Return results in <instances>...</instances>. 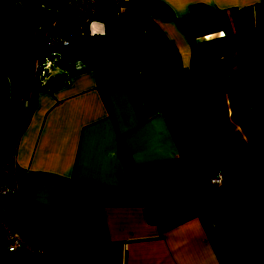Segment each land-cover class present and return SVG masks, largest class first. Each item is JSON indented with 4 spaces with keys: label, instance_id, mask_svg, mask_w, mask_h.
<instances>
[{
    "label": "crops",
    "instance_id": "0c3cea01",
    "mask_svg": "<svg viewBox=\"0 0 264 264\" xmlns=\"http://www.w3.org/2000/svg\"><path fill=\"white\" fill-rule=\"evenodd\" d=\"M257 1L129 0L112 16L114 39L143 77L160 83L156 69L184 82L155 90L159 101L144 95L123 80L102 25L91 22L101 31L97 62L58 49L44 78L61 84L37 91L27 116L19 87L25 33L35 29L34 46L28 41L41 52L47 24L60 36L69 7L0 0L8 88L0 106L9 109L0 123L12 127L20 108L25 114L18 130L0 127V185L16 188L0 195V220L19 238L8 252L0 226V264H264V150H245L228 93L205 89L246 77L241 53L256 45L246 39ZM229 25L238 27L236 40ZM158 37L179 66H158ZM216 169L223 178L214 187L207 178Z\"/></svg>",
    "mask_w": 264,
    "mask_h": 264
},
{
    "label": "trees",
    "instance_id": "16d2710c",
    "mask_svg": "<svg viewBox=\"0 0 264 264\" xmlns=\"http://www.w3.org/2000/svg\"><path fill=\"white\" fill-rule=\"evenodd\" d=\"M254 15L255 20L252 28L256 45L252 49L244 50L241 55V62L247 67L246 77L241 80L219 78L205 84V89L209 92L228 93L229 115L233 123L241 131L245 140V150L247 151L264 150V0H258L254 3ZM88 23L82 22L79 25H74L69 31H65L64 34H66V37H69V43L73 50L69 57L80 54L88 55L93 66L97 62L99 55L93 48V44L97 42L95 38L96 33L90 30ZM115 26V18H107L102 21L103 34L117 58L123 80L128 84L136 86L144 95L151 96L156 100L158 95H155L154 91L160 88L164 90L168 84L154 83L142 76L128 57L122 43L114 39L113 29ZM78 27L80 31H77ZM49 29L42 38L43 46L41 52H35L38 66H42L41 63L44 57L53 62L58 60V49L61 46L56 42L63 36L53 34ZM49 37L56 40L50 46H47L46 43ZM28 40H30L29 32L25 33L23 40L22 54L26 58L23 60L24 72L19 80L21 97H28L27 109L25 110L27 116L34 106V96L37 91L51 92L61 84L59 81H55L54 78H44V73L41 72L40 68L35 71L32 70L33 50H31ZM7 89L6 79L0 75V100L8 94ZM190 108L192 107H188L185 113L188 114ZM22 109L20 108L16 112L12 127L3 125L4 123H0V127L8 130H18L23 123L24 114H22ZM8 114L9 109L0 108V117H5ZM27 116L25 119H27Z\"/></svg>",
    "mask_w": 264,
    "mask_h": 264
},
{
    "label": "rangeland",
    "instance_id": "374dc122",
    "mask_svg": "<svg viewBox=\"0 0 264 264\" xmlns=\"http://www.w3.org/2000/svg\"><path fill=\"white\" fill-rule=\"evenodd\" d=\"M63 4L65 5V0H63ZM96 7H95V12L93 13L89 23L91 24V22H94L98 27H101L102 25V19H106L107 17L108 18H113L114 17V12H112L109 8H108V5H107V2L106 0H96ZM67 6V5H65ZM68 7V6H67ZM113 16V17H112ZM59 18V17H58ZM61 19V18H60ZM62 21L66 23L65 27H64V31H69L74 25H79L82 21V18L81 16L76 12L74 11L73 9H71L70 7L69 8H65L64 10V14H63V18H62ZM199 23H201L202 25H207L208 23V20L203 18L201 20H199ZM50 22L47 24V26H49ZM239 24L238 22L232 24V25H237ZM232 25H229V27L231 26V29L230 31L228 32L230 34V38L231 39H234L236 40V38H233V36L236 34V32L238 31V27H232ZM61 25L58 26V28L60 27ZM56 29H57V26H56ZM91 31L95 32L96 35H98L99 37H101V31L98 32L97 29H92L90 28ZM34 31V35L32 33H30L29 37L31 39V43H32V47L34 46V43H35V34H36V31L35 29L33 30ZM63 31V33H60L59 35L60 36H63V37H66V34H64L65 32ZM55 34V33H53ZM161 35V34H160ZM252 36V37H251ZM104 39V37H103ZM102 39V40H103ZM253 40L255 39V35L254 34H250L247 35V39H246V42L248 43L250 40ZM155 44L157 43H160L159 46H156V49H157V52L156 54H159V55H163L164 57H161V59L159 60L158 62V66L161 67V70L162 71H165V70H170V67H176V66H179V64L177 63V60H176V55L173 54V53H169V54H165L167 52L170 51V49L168 48H164V46L166 45V42L163 40L162 42V39H160L159 37L156 38V40L154 41ZM239 42H236L234 43V45H232V47L234 48L236 45H238ZM167 46V45H166ZM71 47V52H72V46L71 45H68V46H62L61 47V51L62 53H66L67 50ZM243 53V52H242ZM241 53V55H242ZM62 57H64L62 55ZM60 57H58L59 59ZM63 59V58H62ZM162 60H163V63H162ZM61 61H59L60 63ZM52 65V63H51ZM151 65H149L150 67ZM50 67V66H49ZM153 71V75L158 78L156 80H158V82L160 83H166V84H169V83H172V82H176L178 84H182L184 82V76H181L180 74L177 75L176 78L172 79V78H168L165 73H160L158 74L157 72H159L160 70H157L156 69H151ZM171 76V75H170ZM154 77V78H155ZM151 80V78H149ZM148 79V80H149ZM219 79V78H217ZM4 104V100H1L0 101V105L2 106ZM0 108H3L1 107ZM27 109V107H26ZM25 109V110H26ZM13 111V110H12ZM23 111V109H22ZM16 110L13 112L12 114V117L13 115L15 114ZM24 114V113H22ZM25 115V114H24ZM7 116V115H6ZM1 118H4V117H0Z\"/></svg>",
    "mask_w": 264,
    "mask_h": 264
},
{
    "label": "built area",
    "instance_id": "2783aa9c",
    "mask_svg": "<svg viewBox=\"0 0 264 264\" xmlns=\"http://www.w3.org/2000/svg\"><path fill=\"white\" fill-rule=\"evenodd\" d=\"M108 8L111 9L115 14H119L120 12L125 11L126 7L129 5V0H106ZM65 5L76 11L82 18L81 23H88L95 12L96 7V0H65ZM51 27V23L49 26L46 27V29H49ZM34 30V28H33ZM32 30V34L34 35V31ZM80 31V28L78 27V30ZM56 40L52 37H49L47 46H50V44L53 43V41ZM60 46H66L70 45L69 43V37H62L58 39V42H56ZM54 56V55H53ZM36 54L33 49L32 53V70L35 71L37 69H41V72L44 73L48 69V67L51 65L52 61L50 59H44L42 61L41 65L38 66L36 63ZM34 74V73H32ZM223 178V171L221 169H216L214 172L209 174L207 178V183L209 185H212L214 187H217L221 184ZM15 186H5L0 185V195H3L9 191H15ZM0 226L3 230V238L5 242V248L8 252L12 251L18 244H19V238L16 235V233L8 226L5 221L0 220Z\"/></svg>",
    "mask_w": 264,
    "mask_h": 264
}]
</instances>
